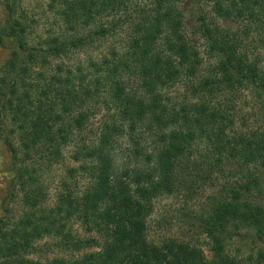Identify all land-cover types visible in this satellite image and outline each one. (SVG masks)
Here are the masks:
<instances>
[{"label":"trees","instance_id":"16d2710c","mask_svg":"<svg viewBox=\"0 0 264 264\" xmlns=\"http://www.w3.org/2000/svg\"><path fill=\"white\" fill-rule=\"evenodd\" d=\"M52 2L62 31L35 44L28 40L30 25L19 13V1L4 4L0 45L6 38L17 44L0 81V137L10 121L19 143L5 134L14 172L7 196L20 193L24 209L14 222L0 218V264H246L229 252L228 242L251 230L264 244V203L253 199L256 190L264 191V125L237 128L228 95L250 91L264 119V0ZM188 5L196 8L193 30L215 59L205 74L188 31ZM95 46L99 55L87 65L58 62L44 70L52 59ZM181 81L186 98L170 103L165 91ZM98 114L103 120L96 139L80 141L73 155L80 164L67 170L82 172L85 185L77 191L61 179L55 203L48 206L40 172L61 162L63 149ZM125 134L135 145L144 134L155 137L146 166L130 168L125 159L117 165V144ZM200 142L208 145V163H234L240 173L188 219L210 240V258L189 241L155 243L148 236L154 200L192 180L188 170L199 159ZM136 154L144 153L137 148ZM77 220L87 235L74 234ZM47 236L82 255L31 259L35 243Z\"/></svg>","mask_w":264,"mask_h":264},{"label":"rangeland","instance_id":"374dc122","mask_svg":"<svg viewBox=\"0 0 264 264\" xmlns=\"http://www.w3.org/2000/svg\"><path fill=\"white\" fill-rule=\"evenodd\" d=\"M17 1H19V13L23 14L25 19L29 21L28 40L30 43H40V41L50 36L52 32L60 33L62 31L60 23L57 22L58 15L56 10L50 7L52 0ZM4 4L5 0H0V26L5 23L7 17ZM186 11L187 21L191 25L188 28L189 34L196 42L202 55L203 65L200 68V72L205 74L208 72L209 67L215 63V59L209 57L204 41L193 30L194 26L192 25L198 23L195 6H186ZM250 41L251 39H249ZM16 44L14 39L6 38L4 44L0 45V81L3 78L5 64ZM98 50L100 52V48L97 49L95 46L73 51L62 59H52L50 67H44V70L50 71L55 63L58 62H64L68 66H76L78 62H84L87 65L91 58L99 55ZM165 92L166 99H169L170 103H181L187 95L184 81L170 86ZM228 98L230 101L228 103L229 109L234 121H236L237 128H241L243 131H250L263 127L264 119L258 116V112L254 108L257 99L253 93L243 90L228 95ZM101 120H103L102 114L91 118L87 129L77 132L73 142L63 149L61 162L44 173L40 172V174H45L42 178L45 179L44 185L47 186L48 202L46 204L48 206L51 207L55 203L56 196L60 191L61 179L67 180L72 184V188L77 191L81 190L85 185L83 180L85 175L82 172L71 175L67 170L69 167L79 166L80 163L74 160L73 155L82 147L83 143L80 142L82 139L87 141L96 139L95 131ZM2 127L4 128V135L0 137V218L6 216L11 222H14L21 216L24 207L20 193L16 192L12 198L7 196L14 172L11 170L12 151L4 137L5 134L8 135L15 145H18L19 140L10 132V121L3 124ZM133 141L127 134L123 135L119 140L117 144V165L120 164L121 159H125L126 165H130V168L136 165L146 166L149 163L147 162L148 159H145V155L155 149V137L153 139L151 135L144 134L143 138L140 139V145H135ZM137 148L143 151L144 154L142 156L136 154ZM207 149L208 145L205 142L198 144L196 156L199 159H193L194 167L188 170L192 180L187 185H181L180 189L175 193L163 194L154 200L153 210L148 218V236L155 243H162L172 238L189 241L199 247L210 258L212 255L210 240L204 234L199 233L196 227L188 222V219L193 214L204 211L211 204L216 194L224 193L222 187L229 182L237 180L240 177V173L234 163L230 166H225V164L218 166L211 165V162L208 163V159H205L208 154ZM184 172L183 174L187 177L186 171ZM48 173L51 178L48 177ZM255 197L258 202L264 203V191L259 192L256 190L253 199ZM7 205H9L8 208L10 209L8 213L4 211V207ZM73 230L74 234L78 236L87 235L84 226L78 220L74 221ZM92 234L96 235L94 232ZM58 241L59 239L53 236L38 240L35 243L36 252L30 254L29 257L45 261L57 256L74 258L82 255V250H66V248L58 244ZM93 250L97 249L93 248L87 251ZM228 250L239 259H245L246 264H264V258L262 259L260 256V251L264 250V244L255 238L251 230H244L240 235H236L232 240H229Z\"/></svg>","mask_w":264,"mask_h":264}]
</instances>
